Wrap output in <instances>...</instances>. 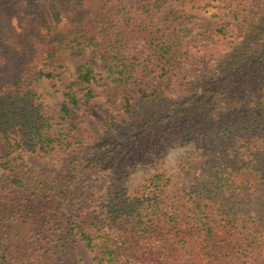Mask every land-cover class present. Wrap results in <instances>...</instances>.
Masks as SVG:
<instances>
[{"label": "trees", "instance_id": "16d2710c", "mask_svg": "<svg viewBox=\"0 0 264 264\" xmlns=\"http://www.w3.org/2000/svg\"><path fill=\"white\" fill-rule=\"evenodd\" d=\"M210 4L229 20L210 33L194 32L189 9ZM52 15L59 20L58 11ZM70 19L54 35L31 39L28 52L5 41L0 22L9 66L0 75V131L8 143L0 176V264H82L79 241L99 252L98 264H207L205 257L211 264H264V96L229 112V120L210 112L237 88H263L264 71L257 80L249 71L245 80L237 77L246 63L244 41L252 43L264 25V5L88 0ZM263 45L261 39L254 48ZM89 49L119 102L96 133L74 138L29 104L37 93L33 82L53 76L31 64L43 55L57 69L60 53ZM96 62L77 67L82 93L66 86L61 117L91 104ZM221 62L224 72L205 73ZM187 143L204 159L199 167L182 166L188 176L182 203L170 201L163 171L148 177L145 203L102 195L110 185L124 190L136 164H157L169 148ZM135 235L148 240L133 257L127 247Z\"/></svg>", "mask_w": 264, "mask_h": 264}, {"label": "rangeland", "instance_id": "374dc122", "mask_svg": "<svg viewBox=\"0 0 264 264\" xmlns=\"http://www.w3.org/2000/svg\"><path fill=\"white\" fill-rule=\"evenodd\" d=\"M87 2L88 0H67L65 2H59L58 0H0V22L4 24L5 41L17 51L24 50L28 52L31 39L38 41L37 38L46 39L54 35L65 24L70 22V18L76 13V10ZM250 2L254 5H264V0H250ZM40 9L42 10V15L39 14ZM189 10L190 13H194L196 16L197 23L193 26L189 24V26L193 27L194 32L210 33L218 24L229 20V17L221 10L219 11L214 4H210L205 9L192 7ZM54 11L59 12V20H56L52 15ZM254 36L257 37V40L253 37V42L249 43L248 38L244 39L246 47H241L245 53V58L242 62L246 61V63L242 70L243 72L237 77L238 80H245L244 71L251 72L255 79L256 75L259 76V73L262 75L264 71V45L258 50L254 48L261 39H264V25H258V32ZM238 40L243 41L236 38V41ZM7 57L6 49L0 47V75L9 68ZM59 58L62 67L57 69L49 68L43 55L38 56L32 62L31 68L33 71L50 69L53 76L42 77L34 81L32 87L37 93L27 100L30 105H37L47 115H53L50 121L54 123V130L67 131L74 138L77 136H92L99 130L109 113L118 107L119 100L113 95L112 88L105 77V73L102 71L99 57L96 53H92L90 49L86 50L82 55L64 51L59 54ZM89 58L97 60L94 66L96 80L91 85L95 96L90 105L83 106L78 110H72L68 116L61 117L60 107L64 100L65 88L71 84L72 88L81 95V86L76 83L77 67ZM235 60L237 59L234 58L233 61ZM224 64L222 62L218 63L205 73H210L211 71V73L219 75L224 72ZM226 69L227 66L224 70ZM243 92V90L237 88L236 92L222 100L210 112H213L221 120H229L231 119L229 118V112L255 106L257 101L261 100V95L264 96V86L263 88L256 87L253 92L251 90ZM7 148V140L0 131V176L3 175L1 161ZM202 159L204 157L192 143L175 145L166 151L160 159L161 161L157 164H136L123 180L124 190L121 191L120 186L110 185L103 188L102 195L104 198L111 196L118 203L131 201L134 203H145V196L147 195L145 184L148 177L155 172L163 171L164 179L167 180L165 189L169 193L170 201L182 203L183 187L188 182V176L182 170V166H184V163L189 162L199 167ZM147 240L145 237L136 235L129 238L127 248L131 251L133 257L138 255L139 249L145 246ZM2 249L0 244V252ZM76 251L82 264H98L97 257L99 252L92 250L84 241L77 243ZM205 262L211 264L207 257H205Z\"/></svg>", "mask_w": 264, "mask_h": 264}]
</instances>
